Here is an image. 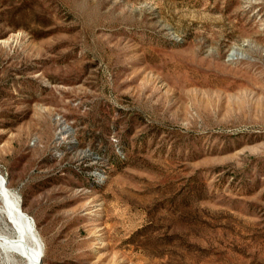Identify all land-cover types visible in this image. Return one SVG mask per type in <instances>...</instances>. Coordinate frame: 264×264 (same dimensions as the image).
Returning <instances> with one entry per match:
<instances>
[{
    "label": "rangeland",
    "instance_id": "1",
    "mask_svg": "<svg viewBox=\"0 0 264 264\" xmlns=\"http://www.w3.org/2000/svg\"><path fill=\"white\" fill-rule=\"evenodd\" d=\"M0 175L43 264H264V0H0Z\"/></svg>",
    "mask_w": 264,
    "mask_h": 264
},
{
    "label": "bare ground",
    "instance_id": "2",
    "mask_svg": "<svg viewBox=\"0 0 264 264\" xmlns=\"http://www.w3.org/2000/svg\"><path fill=\"white\" fill-rule=\"evenodd\" d=\"M99 176L100 181L107 177L102 173ZM16 195L0 175V249L7 254L6 264H43L42 241ZM11 252L21 259L10 255Z\"/></svg>",
    "mask_w": 264,
    "mask_h": 264
},
{
    "label": "built area",
    "instance_id": "3",
    "mask_svg": "<svg viewBox=\"0 0 264 264\" xmlns=\"http://www.w3.org/2000/svg\"><path fill=\"white\" fill-rule=\"evenodd\" d=\"M60 116H62V119H65L66 120V118L63 115H60ZM68 126H71V125L68 123Z\"/></svg>",
    "mask_w": 264,
    "mask_h": 264
}]
</instances>
